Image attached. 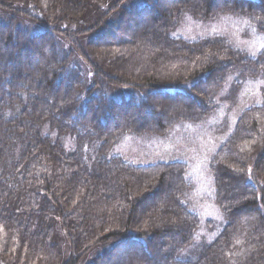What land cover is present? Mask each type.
Masks as SVG:
<instances>
[{
	"label": "trees",
	"instance_id": "1",
	"mask_svg": "<svg viewBox=\"0 0 264 264\" xmlns=\"http://www.w3.org/2000/svg\"><path fill=\"white\" fill-rule=\"evenodd\" d=\"M0 12V264H264V86L211 159L224 225L209 241L186 163L106 159L125 135L204 120L229 81L264 83V51L173 36L185 16L225 14L264 35V0H0Z\"/></svg>",
	"mask_w": 264,
	"mask_h": 264
},
{
	"label": "rangeland",
	"instance_id": "2",
	"mask_svg": "<svg viewBox=\"0 0 264 264\" xmlns=\"http://www.w3.org/2000/svg\"><path fill=\"white\" fill-rule=\"evenodd\" d=\"M0 17H3L2 12H0ZM20 17L28 16L20 13ZM238 17L242 16L225 14L214 22L196 23L190 20L193 19L192 17L185 16L173 32V36L187 42H197L207 37L222 35L247 56H257L264 51V35L258 34L249 20ZM21 22L30 26V22L27 23L24 18H21ZM36 25L39 26L35 23L34 26ZM128 27L127 24L126 28ZM125 32L127 34L129 31L125 29L122 34ZM79 66L84 71L85 65L82 62ZM263 86V80L260 79L240 82L239 88L237 85L233 88L232 82L229 81L215 95L217 110L204 120L197 123L179 122L165 136L125 135L113 145L106 154V159L118 156L125 162L137 166L152 165L158 162L186 163L188 177L194 180L192 198L195 202L192 209L200 218L197 237L200 235V239L209 241L220 232L224 225L222 223L224 218L213 198L215 188L209 170L211 159L227 139L233 124L236 123L237 119L235 120L233 114L239 112L241 114L246 109L258 105L262 99ZM234 89H237V92ZM146 117V121H149L148 114Z\"/></svg>",
	"mask_w": 264,
	"mask_h": 264
}]
</instances>
